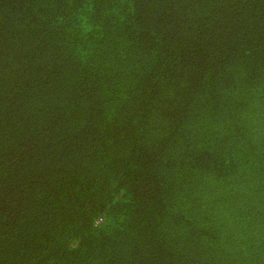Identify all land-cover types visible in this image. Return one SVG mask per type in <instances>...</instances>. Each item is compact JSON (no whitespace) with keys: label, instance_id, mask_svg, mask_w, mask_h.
Instances as JSON below:
<instances>
[{"label":"trees","instance_id":"trees-1","mask_svg":"<svg viewBox=\"0 0 264 264\" xmlns=\"http://www.w3.org/2000/svg\"><path fill=\"white\" fill-rule=\"evenodd\" d=\"M0 264H264V0H0Z\"/></svg>","mask_w":264,"mask_h":264}]
</instances>
